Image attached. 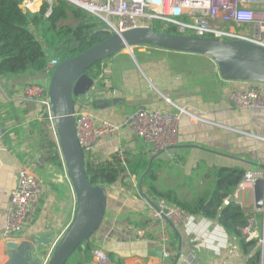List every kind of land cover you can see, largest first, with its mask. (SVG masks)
<instances>
[{"label": "crops", "instance_id": "1", "mask_svg": "<svg viewBox=\"0 0 264 264\" xmlns=\"http://www.w3.org/2000/svg\"><path fill=\"white\" fill-rule=\"evenodd\" d=\"M40 6L41 1L34 12ZM100 64L103 66L100 65V76L93 79V88L74 102L79 106L92 100L86 105L88 110L115 127L96 144L92 156L98 162L119 150L126 158L127 154L138 151L151 154L152 144L136 137L124 124L127 116L146 107L181 114L176 145L156 156L167 164L161 173L162 179L167 178V184H186L194 178L193 184L201 185L194 174L200 163L242 168L255 178L263 176L264 169L259 166H264V109L236 110L229 93L246 84L222 78L211 58L137 46L124 49ZM26 84L48 89L49 76L45 72H27L0 78V264H6L7 243L12 240L21 243L52 238L49 244H43L52 246L67 229L75 210L71 184L63 175L56 131L37 102L21 97ZM96 89H102L103 96L90 98ZM112 101L111 107H101ZM46 139L54 143L60 160L58 174L50 182H45L38 173V169H53L43 160L47 153L43 145ZM30 161L36 162L35 170L44 183L42 198L26 229L7 239L3 237V230L9 194L17 184L19 168ZM175 178L179 181L175 182ZM105 189L104 217L90 242L112 264L246 263L247 256L237 241L217 222L202 217H191L178 227L169 225L170 256H160V246L154 238H140L136 234L137 229L146 226L152 203L140 193L136 179L126 177ZM233 197L249 217L250 239L261 237L262 240L264 214L254 209L252 183L236 190ZM79 263L78 258L72 262Z\"/></svg>", "mask_w": 264, "mask_h": 264}, {"label": "built area", "instance_id": "2", "mask_svg": "<svg viewBox=\"0 0 264 264\" xmlns=\"http://www.w3.org/2000/svg\"><path fill=\"white\" fill-rule=\"evenodd\" d=\"M39 1L51 6L54 0H23L22 8L34 12ZM74 4L86 8L87 11L100 15L111 33L137 27H149L152 20L159 19L174 24L180 34L213 37L220 40H238L264 47V0H71ZM82 3V4H80ZM50 12V9L48 10ZM57 60H50L45 73L50 76ZM232 82V81H231ZM244 88L232 89L229 100L236 110L246 111L264 109V83L243 82ZM93 88V87H92ZM104 91L96 89L90 98H101ZM21 97L39 104L46 114L50 127L56 131L52 115L48 89L38 84H26ZM90 101L74 107L76 137L85 158L93 154L97 142L115 127L100 119L86 106ZM181 114L169 113L156 109L141 107L124 119V124L139 139L152 144L150 152L153 157L160 152L174 147L177 143L178 121ZM59 152H60V148ZM61 155V152H60ZM62 157V155H61ZM117 157L124 160L123 151L117 152ZM63 160V158H62ZM95 163L96 158H92ZM36 162L30 161L18 170L17 184L10 191L7 207V220L3 237L11 239L23 232L30 219L36 214L42 198L44 183L35 174ZM63 175L70 183L63 162ZM252 175L247 173L246 176ZM251 182L243 177L237 190H243ZM227 200V199H226ZM225 200L224 204H227ZM146 226L137 229L140 238L152 237L159 244L162 254L170 256L168 249L170 226L185 225L191 218L174 204L162 198L152 199L148 212ZM243 235L250 240L248 227L243 229ZM59 236L41 264H46L53 253ZM262 246V240H259ZM90 264H112L106 254L99 249L92 251Z\"/></svg>", "mask_w": 264, "mask_h": 264}, {"label": "trees", "instance_id": "3", "mask_svg": "<svg viewBox=\"0 0 264 264\" xmlns=\"http://www.w3.org/2000/svg\"><path fill=\"white\" fill-rule=\"evenodd\" d=\"M22 1L0 0V78L45 72L50 60L59 63L75 57L111 35L103 20L66 0H54L51 6L42 2L37 12L24 10ZM149 27L157 32L180 34L174 24L164 20L154 19ZM99 64L89 70L93 79L100 76L99 70L94 71ZM45 144L47 153L43 160L59 169L60 160L54 143L46 139ZM92 158V155L85 158V171L91 185L106 188L126 177H134L145 198H162L191 217L217 222L247 256L245 264H264V251L262 253L259 239L247 240L242 233L249 223L244 209L234 201L224 204L229 196L235 194L246 173L244 169L200 163L194 174L201 185H194V178L186 184L169 185L167 178L161 177L167 164L156 157L151 161L152 156L146 152L127 154L124 160L117 154L97 163ZM90 239L73 253L78 255L82 264L91 263L92 251L96 249Z\"/></svg>", "mask_w": 264, "mask_h": 264}, {"label": "water", "instance_id": "4", "mask_svg": "<svg viewBox=\"0 0 264 264\" xmlns=\"http://www.w3.org/2000/svg\"><path fill=\"white\" fill-rule=\"evenodd\" d=\"M66 1L79 6L71 0ZM98 17L104 20L100 15ZM137 46L206 56L212 59L220 76L227 81L264 83V47L258 44L157 32L151 27L115 31L101 43L75 57L59 62L49 76L48 99L54 117L60 152L74 194L75 210L70 224L61 235L46 264H66L75 249L83 246V243L98 230L106 209L105 187L93 186L87 179L85 153L76 137L75 98L84 96L92 89L94 80L89 70L96 63L112 58L124 49ZM112 105H114L113 101L106 102L101 107L108 108ZM259 168L264 169V166ZM246 174L245 179L252 183L254 209L264 214V174L257 178L252 173L249 176ZM233 199V196H229L226 201L229 203ZM51 241L52 238H40L32 242L17 243L13 240L8 242L6 264H39L40 256L44 255V252L39 249V243L46 245ZM262 242L263 253L264 231ZM158 250L159 255L162 256L161 248Z\"/></svg>", "mask_w": 264, "mask_h": 264}, {"label": "rangeland", "instance_id": "5", "mask_svg": "<svg viewBox=\"0 0 264 264\" xmlns=\"http://www.w3.org/2000/svg\"><path fill=\"white\" fill-rule=\"evenodd\" d=\"M98 1V0H97ZM75 6V5H74ZM76 7H79V6H76ZM81 8V7H80ZM82 9H84V8H82ZM85 10V9H84ZM92 13V12H91ZM94 16H97L98 17V15L97 14H95V13H92ZM126 50V49H125ZM100 65L101 66H103V64H99L95 69H94V71H96V70H100ZM105 67V66H104ZM135 107V110L138 108L137 107V105L136 106H134ZM133 107V108H134ZM137 107V108H136ZM46 141V140H45ZM43 145H46L45 144V142H44V144ZM47 163V162H46ZM52 164V163H51ZM50 164V165H51ZM51 166H53V165H51ZM38 169V168H37ZM39 171H40V175H41V177H42V179L45 181V182H50L51 180H55V176L58 174V172H57V168L56 167H54L53 166V169L52 168H49V169H46V170H44V171H42V170H40V169H38V173H39ZM35 174L37 175V176H39L38 174H37V172H36V170H35ZM40 177V176H39ZM175 182H178L179 181V178H175V180H174ZM55 184V183H54ZM184 191H187V188H185L184 189ZM260 213H261V211H259ZM253 229V228H252ZM261 238V237H260ZM259 238V239H260ZM261 240V239H260ZM41 247V250L44 252V255L41 257L40 256V262H39V264H41V261H43V260H45V258L47 257V255L49 254V252H50V250H51V248H52V246L51 245H48V246H44V245H42V244H40V246H39V248ZM78 258V255L77 254H75L74 256H73V258H72V260H71V263L69 262V264H72V262L74 261V260H76Z\"/></svg>", "mask_w": 264, "mask_h": 264}, {"label": "flooded vegetation", "instance_id": "6", "mask_svg": "<svg viewBox=\"0 0 264 264\" xmlns=\"http://www.w3.org/2000/svg\"><path fill=\"white\" fill-rule=\"evenodd\" d=\"M40 244H42V243H39V246H40ZM43 245V244H42Z\"/></svg>", "mask_w": 264, "mask_h": 264}, {"label": "bare ground", "instance_id": "7", "mask_svg": "<svg viewBox=\"0 0 264 264\" xmlns=\"http://www.w3.org/2000/svg\"><path fill=\"white\" fill-rule=\"evenodd\" d=\"M80 4H82V3H80ZM83 5V4H82Z\"/></svg>", "mask_w": 264, "mask_h": 264}]
</instances>
